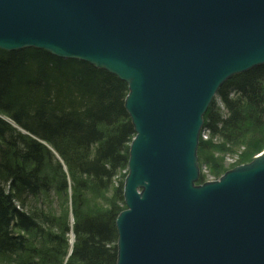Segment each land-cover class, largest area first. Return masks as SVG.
<instances>
[{"label": "water", "instance_id": "water-1", "mask_svg": "<svg viewBox=\"0 0 264 264\" xmlns=\"http://www.w3.org/2000/svg\"><path fill=\"white\" fill-rule=\"evenodd\" d=\"M28 48L129 85L117 264H264V153L198 184L205 114L264 65V0H0V49Z\"/></svg>", "mask_w": 264, "mask_h": 264}, {"label": "trees", "instance_id": "trees-1", "mask_svg": "<svg viewBox=\"0 0 264 264\" xmlns=\"http://www.w3.org/2000/svg\"><path fill=\"white\" fill-rule=\"evenodd\" d=\"M128 94L126 82L88 62L35 48L0 49V260L64 264L73 232L65 264H117L116 219L125 210L123 172L136 136ZM203 129L209 140L200 141L198 154L208 155L200 164L214 170L222 169L217 151L264 150V65L223 84ZM70 187L72 228L62 207ZM94 191L110 193L114 203L87 213L85 196Z\"/></svg>", "mask_w": 264, "mask_h": 264}, {"label": "rangeland", "instance_id": "rangeland-1", "mask_svg": "<svg viewBox=\"0 0 264 264\" xmlns=\"http://www.w3.org/2000/svg\"><path fill=\"white\" fill-rule=\"evenodd\" d=\"M201 140L202 141H208L204 138L203 134H202ZM212 143L215 147H218V146H220L221 141L219 139H215L212 141ZM245 151H246V149L244 146H241L240 148L239 147H232V148L227 147V151L225 153L217 151L214 154V158L221 162L222 169L217 168L214 170V169H212V167L210 165L203 164L202 168H204V170L206 171L205 174H206L207 179L213 180L215 178L220 177L221 174L223 173V171H228L234 165L249 164V163L253 162V160L255 159V156H258V155L264 153V150H262L261 152L247 153V154L245 153ZM207 155H208L207 151H203V150L200 151L198 154V158L200 157L199 161L206 159ZM123 176L125 177L124 178V182H125V180L128 176V170L123 172ZM122 179L123 178H120V180H122ZM71 183L72 182L70 181V183H69L70 186H72ZM85 198H86L85 208H87V213H91V214L97 213L99 211H105L106 209L109 208L110 204L114 203L113 197H111L110 193H103V194L99 195V194H96L94 191V192L90 193L89 195H87V197L85 196ZM67 199H68L67 205H63L62 207L64 209L67 207V210L69 212L68 221H69L70 227L72 228V226L75 222V218H74L73 213H72V209H73L72 208V200H73V189H72V187H70V190L68 191V198ZM52 202H53V208L55 209L56 213L60 214L61 213L60 201H58V199L55 196H53ZM124 208L126 209V206ZM67 239L69 242L68 249H67L68 250V252H67L68 256H66L64 264L68 260V257H70L72 250H73V246L75 243L74 233L71 232L69 238H67ZM17 263L19 264V261L15 260V262L9 263L8 260H0V264H17Z\"/></svg>", "mask_w": 264, "mask_h": 264}, {"label": "built area", "instance_id": "built-area-1", "mask_svg": "<svg viewBox=\"0 0 264 264\" xmlns=\"http://www.w3.org/2000/svg\"><path fill=\"white\" fill-rule=\"evenodd\" d=\"M203 135H204V138H205L206 140H208V138H209L208 133H207V132H204ZM205 172H206V171L204 170V174H205Z\"/></svg>", "mask_w": 264, "mask_h": 264}, {"label": "bare ground", "instance_id": "bare-ground-1", "mask_svg": "<svg viewBox=\"0 0 264 264\" xmlns=\"http://www.w3.org/2000/svg\"><path fill=\"white\" fill-rule=\"evenodd\" d=\"M11 124H12L15 128H17L12 122H11ZM128 173H129V171H128Z\"/></svg>", "mask_w": 264, "mask_h": 264}]
</instances>
